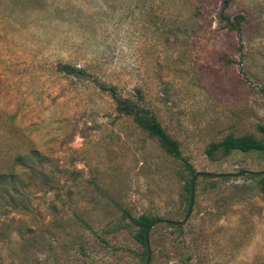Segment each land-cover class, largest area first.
<instances>
[{
    "label": "rangeland",
    "instance_id": "374dc122",
    "mask_svg": "<svg viewBox=\"0 0 264 264\" xmlns=\"http://www.w3.org/2000/svg\"><path fill=\"white\" fill-rule=\"evenodd\" d=\"M225 15L243 14L242 31ZM86 70L69 74L58 63ZM144 98L199 175L100 84ZM264 0H0V264H146L124 214L161 220L150 264H264ZM22 157V163L18 157ZM13 182L6 185L12 186ZM15 199L14 201H12Z\"/></svg>",
    "mask_w": 264,
    "mask_h": 264
},
{
    "label": "trees",
    "instance_id": "16d2710c",
    "mask_svg": "<svg viewBox=\"0 0 264 264\" xmlns=\"http://www.w3.org/2000/svg\"><path fill=\"white\" fill-rule=\"evenodd\" d=\"M231 1L233 0H225V3L229 4ZM224 17L228 19L230 29L239 32L242 31V27L246 22L245 15L236 14L233 18H231L230 16L224 14ZM58 68L69 74L79 75L86 72V70L82 67H77L68 63L64 64L63 62L58 63ZM100 87L102 90L108 92L111 95L115 103V110L119 115L131 117L139 128L147 132L150 137L157 140L167 155L184 162L188 172L185 176V187L191 194V181L193 176L197 173L196 169L189 162L188 158L183 155L179 141L167 132L157 115L151 110V108H149V106L144 103V98L140 96V93L136 95H126L117 84H108L106 82H102ZM259 128L262 130V132H264L263 125H259ZM206 150L211 156L218 150H225L227 152L238 150L244 153L252 151L263 152L264 140L257 138L253 134L236 135L234 133H230L222 140L211 142ZM17 159L19 163H22L21 156ZM249 175L257 177V183L262 192H264V172L261 174ZM223 177L228 176L223 175ZM7 182H13L12 186L10 187L6 185ZM0 186H2L4 189L3 192L9 194L12 198H14V193L20 194L19 187L16 185L14 174H0ZM14 200L15 199L12 201ZM124 214L126 218L129 219L130 223L135 227L134 236L136 240L146 248L143 252V255L148 258L146 231L152 222L158 220V216H151L148 214L133 216L127 209H124ZM171 225L175 229L182 230L183 228V225L179 223H171Z\"/></svg>",
    "mask_w": 264,
    "mask_h": 264
},
{
    "label": "water",
    "instance_id": "95a60500",
    "mask_svg": "<svg viewBox=\"0 0 264 264\" xmlns=\"http://www.w3.org/2000/svg\"><path fill=\"white\" fill-rule=\"evenodd\" d=\"M264 170H243L241 171V175H245V174H261L263 173ZM204 176L206 178H210V179H215V178H218V177H221L225 174L223 173H216V172H212V171H201V172H197L193 178H192V181H191V198H190V205H189V209H188V212L186 214V217L184 220H180V221H176V220H164L166 222H169V223H172V224H181V225H184L189 216H190V213L192 211V207H193V204H194V198H195V190H194V182H195V179L199 176ZM161 220H155L154 222H152L150 224V226L147 228V231H146V243H147V249H148V258H147V263L146 264H150V261H151V249H150V231H151V228L153 226H155L157 223H159Z\"/></svg>",
    "mask_w": 264,
    "mask_h": 264
}]
</instances>
